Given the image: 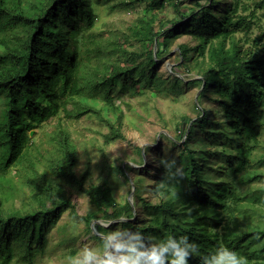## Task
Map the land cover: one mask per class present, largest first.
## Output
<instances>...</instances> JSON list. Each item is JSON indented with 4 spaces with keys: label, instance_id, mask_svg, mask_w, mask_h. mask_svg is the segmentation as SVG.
I'll return each mask as SVG.
<instances>
[{
    "label": "trees",
    "instance_id": "1",
    "mask_svg": "<svg viewBox=\"0 0 264 264\" xmlns=\"http://www.w3.org/2000/svg\"><path fill=\"white\" fill-rule=\"evenodd\" d=\"M136 1L141 0H131L130 3ZM145 1L149 10L138 19L133 36L148 42L147 59L134 66L133 58L128 57L132 64L122 68L121 63L104 65L109 56L107 46L92 34L86 37L78 34L80 21H85L88 27L94 24L92 0H36L29 3L26 0H0V264H11L15 253L23 248L30 250L36 236L39 234L42 238L49 225L57 222L64 208L75 211L69 187L87 194L102 219L112 221L126 217V221L120 222L136 236L134 244L151 248L157 246L154 243L156 239L161 245L169 238L179 240L186 236L189 244L196 245V251H190L187 257L188 264H204L218 249L225 247L245 257L246 264H264V224L234 221L232 226L228 221L222 234L212 230L221 225L223 212L233 213L240 209L243 197H239L230 183L210 177L215 165L208 159L212 154L226 157L225 173L237 177L250 164L253 152L261 143V128L264 126V33L255 38L249 36L257 18L255 10L247 13L251 0H226L228 5L222 12L215 9L220 5L218 0H193L192 5H185L186 10H191L190 14L182 9L186 1L171 0L180 19L162 20L158 28L155 24L157 14L152 10L167 0ZM261 5H264V0L257 6ZM168 22L170 26H167ZM176 29L187 31L197 40L194 47L179 46L182 64L188 67L191 51L196 52V67L202 78L189 83L203 85L199 99L206 96L215 100L218 108L216 113L202 109L203 114L195 120L183 117L182 124L188 120L189 127L183 129L182 138L178 135L181 144L173 141L182 147L179 154L182 165L162 168L154 187L155 193H159L157 202L139 196L140 187H136L139 206L153 212L148 222L132 223L130 220L136 216L133 205L129 201L117 202L106 181L86 186L89 166L81 175L76 173L79 148L65 130H59L53 138L58 155L55 153L49 159V167L54 176L47 178L45 174H37V163L29 155V144H33L30 132L62 109L68 117L74 116L68 113L66 103L76 97L81 96L80 102L76 103L79 108L76 116L80 117L87 111L101 113L83 103V95L99 85L106 87L105 108L114 105L115 99L120 98L126 84L130 83L129 76L143 73L146 69L155 72L159 64L157 58L163 56L159 54V45L154 52V45L163 38L162 49L166 51ZM122 52L126 56L127 51ZM94 57L97 66L88 72L87 67ZM101 67L105 68L100 70ZM120 77H123V86L119 90L116 85ZM182 81L177 76L173 85L179 88ZM122 118L120 115L117 122L105 118L109 126L106 144L125 138ZM197 127L215 141L223 139L235 148L236 154L191 147L190 141L195 137ZM200 160L203 165H200ZM23 164H26L25 177L31 178L30 182L41 190L35 195L38 206L33 210L6 209V196L2 193L6 179L13 167ZM27 169L31 170V177ZM261 177L259 173L252 177L248 175L251 180ZM254 200L257 202L260 197ZM84 218L87 224L96 219L94 214ZM203 224L207 230L203 229ZM242 224H245V229L241 228ZM95 228L108 237V227L96 223ZM100 239L104 245L108 241Z\"/></svg>",
    "mask_w": 264,
    "mask_h": 264
},
{
    "label": "rangeland",
    "instance_id": "2",
    "mask_svg": "<svg viewBox=\"0 0 264 264\" xmlns=\"http://www.w3.org/2000/svg\"><path fill=\"white\" fill-rule=\"evenodd\" d=\"M26 1L29 3L36 0ZM130 1L92 0L95 14L93 26L88 27L85 21H80L78 29L80 37L92 34L93 38L107 46L109 56L105 59L104 65L115 62L121 63L120 67L125 68L132 64L127 60L128 57L133 58L134 66L144 63L147 59L148 42L144 43L133 36V29L136 28L138 19L149 10L147 2L141 0L142 2L130 3ZM184 1L186 2L182 5V9L184 13L190 14L191 10H186L185 5H192L193 0ZM218 1L220 5L215 9L222 12L228 2ZM260 1L248 2L250 8L247 13L255 10L257 14L255 25L249 33L251 38L264 33V5L257 6ZM152 13L157 14L156 28L162 20L180 19L171 0L161 3L152 10ZM167 26H170V22ZM239 36L243 37L241 34ZM196 44L197 40L191 34L183 29H176L169 39V48L166 51L162 49L163 38L159 39V44L154 45V52L156 53L159 45L161 50L159 54L163 56L157 58L159 64L155 72L146 69L143 73L129 76L130 83L126 84L120 98L115 99L114 105H109L108 109L105 108L106 87L99 85L83 95V103L95 107L101 113L87 111L80 117L76 116L79 115L76 103L80 102L81 96L76 97L66 103L68 113L74 116L68 117L67 112L62 109L56 116L31 131L33 144H29V155L37 163V174H45L47 178L54 176L49 167V159L55 153L58 155L57 143L53 138L59 130H65L79 148L80 160L76 173L81 175L89 166L86 186L99 185L106 181L117 202L123 204L129 201L133 205L136 216L130 221L147 223L153 212L143 210L139 206L136 187H140L139 196L154 203L157 202L159 193H155L154 187L162 168L168 169L182 165L179 160L182 147L175 145L173 141L181 144L182 140L178 139V135L182 138L183 129L189 127L188 120L182 124L183 117L188 116L195 120L199 114H203L202 109L216 113L218 108L215 100L206 96L202 100L199 99L198 95L203 85L189 83L202 78L196 67L195 50L190 53V67L182 64L179 46L194 47ZM124 50L127 51L126 56H123ZM96 66L97 59L94 57L87 67L88 72L95 70ZM104 68L101 67L100 70ZM152 76H154L153 79H151ZM177 76L183 79L178 85L179 88L173 85ZM135 81L139 84H133ZM116 86L117 89H122L123 77H120ZM198 104L200 108H196ZM120 115H123L122 130L125 138L106 144L109 126L105 118L117 122ZM212 118L218 119L219 116H212ZM194 132L195 137L190 141L191 147L205 148L209 151L225 150L236 154L235 148L227 145L223 139L215 141L200 127H197ZM261 132V143L253 152L250 164L237 177L225 173V165L228 163L226 157L218 156V154L208 156L210 163L215 165L210 171V177L216 181L224 180L230 183L239 197H243L239 203L240 209L233 213H222L221 225L213 227L214 232L222 234L223 226L228 221L232 226L234 221L240 223L255 221L264 224V126ZM200 161V165H203V161ZM25 166L26 164L13 167L6 179V187L2 192L6 196L4 203L6 209L33 210L38 206L35 195L41 190L30 182L31 178L25 177L27 175ZM121 167L124 169L121 170ZM27 170L31 177V170ZM254 173H259L262 177L257 180L249 179L248 175L252 177ZM69 188V196L72 198L75 211L64 208L57 222L50 224L45 230V235L40 238L38 234L30 250L23 248L21 252H16L11 264H70L71 258L82 257L85 249H92L103 257L105 252H110L112 249L105 248L100 238L109 240L110 236L117 232L120 234L118 239L121 241L135 243L136 236L120 222L126 221V217L112 221L102 219L97 207L87 194ZM258 196L260 200L256 202L254 198ZM88 214H94L96 218L91 224H87L84 218ZM96 223L109 228L108 237L103 234V231L100 233L96 230ZM203 225V229L207 230V226ZM241 228L245 229V224H242ZM154 243L160 246L157 239Z\"/></svg>",
    "mask_w": 264,
    "mask_h": 264
},
{
    "label": "clouds",
    "instance_id": "3",
    "mask_svg": "<svg viewBox=\"0 0 264 264\" xmlns=\"http://www.w3.org/2000/svg\"><path fill=\"white\" fill-rule=\"evenodd\" d=\"M119 232L110 236L105 248L112 251L105 252L103 257L92 249H85L82 257L71 258L70 264H188L190 251H196L195 244H189L187 237L179 240L167 239L160 246L145 248L142 244H129L118 239ZM204 264H246V258L229 248L218 249L207 258Z\"/></svg>",
    "mask_w": 264,
    "mask_h": 264
}]
</instances>
